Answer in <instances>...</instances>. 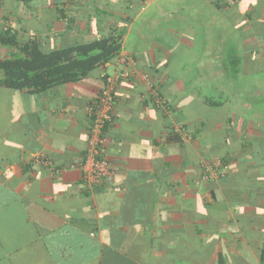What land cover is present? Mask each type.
Listing matches in <instances>:
<instances>
[{"label": "crops", "instance_id": "1", "mask_svg": "<svg viewBox=\"0 0 264 264\" xmlns=\"http://www.w3.org/2000/svg\"><path fill=\"white\" fill-rule=\"evenodd\" d=\"M213 1L0 0V23L18 36L43 39L47 48L123 32L118 58L78 83L30 98L0 90V264H264V181L252 179L242 188L236 179L224 188L218 176L201 177V166L225 174L220 159L228 152L230 176L244 179L248 163L240 161L245 155L238 136L245 133L235 130L226 147L225 137L210 135L219 124L182 145L167 139L171 127L182 137L185 121L193 122L192 132L199 129L205 119L199 109L213 86L229 99V93L242 99L234 101L239 109L224 111L234 121L254 113L221 72L232 43L248 54L243 45L255 35L247 34L253 23L245 14L254 13L257 3L263 10L264 0H240L239 6L230 0L235 7L228 17ZM263 18L261 11L256 23ZM242 24L243 36L237 29ZM104 73L116 95L107 155L118 169L99 192L101 182L87 181L77 168L88 148L86 103L105 88ZM248 77L237 85L240 92L252 86L245 84ZM158 89L165 107L158 99L145 103ZM248 129L246 135L255 137ZM220 146L212 165L204 160L203 152ZM39 156H47L48 165L36 161ZM211 187L217 203L204 207L201 195ZM202 248L209 256H200Z\"/></svg>", "mask_w": 264, "mask_h": 264}, {"label": "trees", "instance_id": "2", "mask_svg": "<svg viewBox=\"0 0 264 264\" xmlns=\"http://www.w3.org/2000/svg\"><path fill=\"white\" fill-rule=\"evenodd\" d=\"M237 1L240 2V0H234L236 5L239 4ZM213 2L219 8L223 9V12L227 17L230 16L231 13V10L229 9H231V7H235L230 4L229 0H215ZM259 6L260 5H258V3L255 4V6L253 5L252 7L254 8L252 9L254 10V13L247 12V14H245L249 23H253V31L250 29L247 31V34L252 32L255 35V39L252 42L243 45V50L246 51L248 49L249 52L248 54L245 52L240 54L239 45L236 42V44H231L229 50L226 52V57L223 58L226 65L223 73L226 77L223 79V81H225L228 77L230 80H234L236 83L238 82V85H241V74L246 73L247 76H251V74L255 76L258 74L257 67L253 66L252 70L247 71L245 70L246 66H244V69L242 64L246 65V62H252L255 65L258 61L257 58L261 52L264 51V21L259 23L260 25L256 23V20L261 18V11H263L264 14V8L260 11ZM58 11L61 13V15L64 14V9L62 7H60ZM245 23L248 22L246 21ZM243 27V24L237 26V29L240 31L242 36L245 33L243 32ZM122 46L123 32H117L114 30L110 32V34L99 36L88 41H79L77 43L62 47L47 48L43 39L37 37L26 38L24 36H18L17 32L13 31L12 28L5 27L4 23H0V52L5 47L11 48L9 55H1L0 53V90L18 92L21 94L22 98H30L31 96L36 97L64 84L78 83L90 76L96 69L103 68L107 63L115 61V59H117L120 55ZM249 54L252 55V57ZM248 66L249 63L247 64V67ZM108 78V73H104L102 80L104 81L105 85L108 83ZM105 85L104 87H106ZM251 87L252 88H245L246 90L243 89L242 93L244 98L246 96V100L252 104L253 112L259 111V114L264 116V87L262 89H255V84H252ZM211 88L212 89L208 92L204 99V109H199L205 116V119L200 122L199 129L192 132L189 126L193 122L191 121V123H189L185 121L183 122L185 131L194 138L195 136L198 137V135L204 133L203 131L206 129L214 128L216 124H219L218 129L214 130L213 132L210 130V135H212V139H216L220 136L225 137V140L222 143L224 147L233 143L231 140L234 137L231 135L234 134L235 130L237 132L243 131L245 134L243 136H238L240 137V141L239 143H236L239 144V148L244 151L243 155H245L242 159H240V161L242 164L248 163L247 169L246 166H244L243 169L245 177L242 179L241 177L234 178L230 176L233 159L232 157L228 156V152H225L221 156L220 163L222 166H227L228 170L226 171L227 174L225 173L224 175L218 176L219 182L222 187L230 188L234 183L237 182L236 179H239L238 181L244 184L242 185V188H246L245 183L249 180L258 179L264 181V117L260 116L258 119L250 118L251 122L249 119H243V121H234L235 116H232V113L229 117V115H227L226 112L221 109L225 103L224 101L227 98V94H225L223 91H218L217 86H213ZM102 91L97 98H92L86 103V105L94 99L100 98L102 96ZM112 95L114 98L116 97L114 92ZM162 95L163 94L161 93L160 89H158L156 94L151 95L152 97H149L145 103H154V101L159 99L160 104L163 103V106L165 107L166 102L164 101ZM169 105L171 108L174 106L172 103ZM174 109H176V107ZM215 109L220 110V114L218 113L219 116L216 115L220 118H217L218 121L216 122L212 121L213 118L216 117L213 114ZM86 117L89 120L91 129L93 124V116L86 113ZM248 123L250 125L252 124V129L257 132L253 138H251L248 134V136L246 135L249 130L248 128L250 127ZM111 124L105 125L103 130L105 136L107 135L109 126ZM227 134L230 136H227ZM230 137H232L231 140ZM167 139L168 141H172L174 143H179L181 145L183 144L182 137L178 132L174 131V128L172 127L167 133ZM216 144L217 142H213L212 147H214ZM254 145L259 146L258 152H255L252 149V146ZM219 150L223 151V146L217 148L216 151L203 152L202 155L204 160H207L212 165L214 154L219 153ZM246 150H250V152H246ZM45 158L48 159L47 156ZM201 169L204 170L206 168L205 166H201ZM251 169L253 170L252 172L250 171ZM198 177L200 178V176ZM201 177H203V174ZM107 185L108 184L106 181H102L100 185L97 186V190L101 192L104 190V188H106ZM259 188V190H264V185H260ZM201 203L204 205V207H209L210 205L217 203V197L215 196L214 188L211 187L202 193ZM248 203H252V205L257 204L255 199H249ZM237 223L239 225L243 224L242 217H237ZM196 233L198 235L201 234V232ZM207 247L212 250L214 249L213 244H210ZM198 252L200 253V256H209L208 252H210V250L202 248L198 250ZM217 253L219 257H223V252L221 249L218 250ZM259 257L261 262L264 263V243L259 248Z\"/></svg>", "mask_w": 264, "mask_h": 264}, {"label": "built area", "instance_id": "3", "mask_svg": "<svg viewBox=\"0 0 264 264\" xmlns=\"http://www.w3.org/2000/svg\"><path fill=\"white\" fill-rule=\"evenodd\" d=\"M229 2L233 3L230 0ZM113 92V81L110 78L108 80V85L102 91V96L98 99H94L85 107L86 113L93 116V124L88 133L87 154L83 161L78 164L77 169L81 170L84 178L87 181H106L112 183L118 169L116 164L112 162L107 155V146L109 139L104 135L103 132L105 125H109L113 122ZM153 94H156V92L154 91ZM158 102H160L159 99ZM182 132L183 140H191L192 136L188 134L185 129H183ZM36 161L46 163L48 165L49 160L44 156H39L36 158ZM206 169L203 174V177L205 179H213L219 175L224 174L223 168H216L211 166L210 170L208 168Z\"/></svg>", "mask_w": 264, "mask_h": 264}, {"label": "rangeland", "instance_id": "4", "mask_svg": "<svg viewBox=\"0 0 264 264\" xmlns=\"http://www.w3.org/2000/svg\"><path fill=\"white\" fill-rule=\"evenodd\" d=\"M5 54H7V51L4 52V55ZM257 59H258V61L256 62L255 65L252 62L251 63L250 62H246V65H243L242 64V66H243V68H244V66H246V69L245 68L244 69L247 70V71L252 70L253 69V66L254 67H257V69H260L259 70V73L257 75L253 76L251 74V76L248 77V80L245 82V84H248L251 81V83L255 84V86H256L255 89H257V88H261L262 89L264 87V51L261 52V54L259 55V57ZM248 63H249V66L247 67V64ZM206 67L210 69L212 67V65H206ZM255 72H256V70H255ZM221 73H222V77L221 78L224 79L226 76L223 74L224 72H221ZM245 74H241L240 75V81L243 80V79H245ZM246 76H247V74H246ZM226 80L231 81L230 87H231V92H233V94L234 93H239V94L242 93V92H240V89L241 88L237 86L238 85V82L236 83L234 80H230L228 77L226 78ZM228 81L226 83H229ZM222 86H223L222 87L223 90H225V89L227 91L229 90V88H228L229 85L227 86V84H225V82L223 83ZM249 88H252V87L249 86ZM229 95L231 96L230 98H232V99L226 98L225 101H224L225 103L223 104V106H222L221 109H223L224 111H226V110L231 109L235 105H237V109H239L238 108L239 107L238 104L237 103L235 104L234 101H238L239 102L242 99L241 98L239 99L238 98L239 96L238 97L237 96H232V93H229ZM241 108L244 109L243 107H241ZM248 110H251V109H248ZM243 112H245V111L243 110ZM248 116L250 118H253V119H258L259 116H263V115L262 114H259V112H257V113L254 112L253 114H249ZM251 126H252V124H251ZM249 128H252V127H249ZM249 130H251V129H249Z\"/></svg>", "mask_w": 264, "mask_h": 264}]
</instances>
